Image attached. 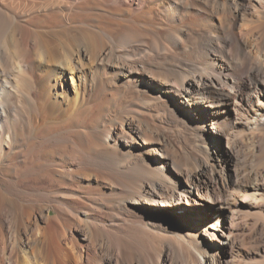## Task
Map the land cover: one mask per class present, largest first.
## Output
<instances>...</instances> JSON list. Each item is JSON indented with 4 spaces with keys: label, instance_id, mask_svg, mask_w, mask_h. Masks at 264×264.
<instances>
[{
    "label": "bare ground",
    "instance_id": "bare-ground-1",
    "mask_svg": "<svg viewBox=\"0 0 264 264\" xmlns=\"http://www.w3.org/2000/svg\"><path fill=\"white\" fill-rule=\"evenodd\" d=\"M0 264H264V0H0Z\"/></svg>",
    "mask_w": 264,
    "mask_h": 264
},
{
    "label": "rangeland",
    "instance_id": "rangeland-1",
    "mask_svg": "<svg viewBox=\"0 0 264 264\" xmlns=\"http://www.w3.org/2000/svg\"><path fill=\"white\" fill-rule=\"evenodd\" d=\"M63 85L64 86H66L67 88H71L72 87V81H71V79L69 78V76L67 77V79L63 82ZM215 143H217V145H219L218 144V142H215Z\"/></svg>",
    "mask_w": 264,
    "mask_h": 264
}]
</instances>
